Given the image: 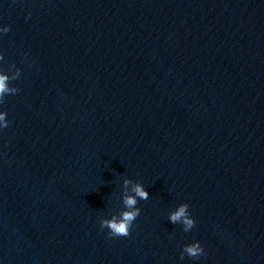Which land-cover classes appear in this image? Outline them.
I'll return each instance as SVG.
<instances>
[{
  "label": "water",
  "instance_id": "95a60500",
  "mask_svg": "<svg viewBox=\"0 0 264 264\" xmlns=\"http://www.w3.org/2000/svg\"><path fill=\"white\" fill-rule=\"evenodd\" d=\"M5 27L0 264H264V0H0Z\"/></svg>",
  "mask_w": 264,
  "mask_h": 264
},
{
  "label": "clouds",
  "instance_id": "9594fccd",
  "mask_svg": "<svg viewBox=\"0 0 264 264\" xmlns=\"http://www.w3.org/2000/svg\"><path fill=\"white\" fill-rule=\"evenodd\" d=\"M10 29L5 27L0 29V32L7 33ZM2 57V56H0ZM15 79V77L13 78ZM9 77L7 75H0V104L5 103V96L15 95L20 89L16 87L9 88L8 86ZM7 113L0 112V129L9 127V123L6 120ZM128 180L124 181V184L127 185ZM135 193V196L126 195L122 197L123 209L119 212L118 215H113L111 219H102L100 221L101 230L107 228L109 230V236L112 238L115 237H127L130 235V229L133 226V222L140 215V209L136 207L138 201L136 197H139L141 200H147L149 194L144 190L143 186L137 184L132 190ZM187 204H181L178 207V210L169 214V220L172 224H182L183 231L188 232L195 226V220L191 218V215L188 211ZM187 255L189 258L194 260L199 259L204 255V249L199 242L192 243L183 247V251L180 259H184V255Z\"/></svg>",
  "mask_w": 264,
  "mask_h": 264
}]
</instances>
